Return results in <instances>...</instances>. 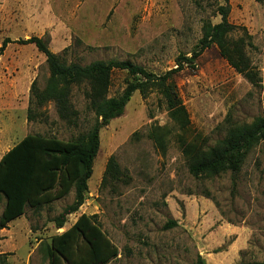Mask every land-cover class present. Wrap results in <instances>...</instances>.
Returning <instances> with one entry per match:
<instances>
[{"label": "rangeland", "instance_id": "obj_1", "mask_svg": "<svg viewBox=\"0 0 264 264\" xmlns=\"http://www.w3.org/2000/svg\"><path fill=\"white\" fill-rule=\"evenodd\" d=\"M222 0H0V158L25 136L73 140L96 123L83 90L73 89L76 125L61 120L53 103L28 122L29 89H42L49 72L33 45L35 36L67 62L129 61L154 74L176 67L181 55L197 50L202 26L220 22ZM232 38L251 36L246 55L258 71L253 87L212 46L173 80L188 124L178 127L157 91L134 92L121 116L99 128V147L83 204L56 229L55 217L73 202V191L35 212L30 208L0 230V264H49L46 246L85 214L93 216L116 247L107 264H243L264 261V144L246 158L233 186L229 172L192 177L183 145L210 147L225 136L224 119L250 124L264 119V5L227 0ZM242 27L245 31L242 30ZM131 80L111 75L108 97L119 96ZM164 136L160 148L148 134ZM136 133V136L133 134ZM113 156L123 182L101 185ZM209 195V198L205 194ZM4 201L0 198V214ZM174 223V224H171Z\"/></svg>", "mask_w": 264, "mask_h": 264}, {"label": "trees", "instance_id": "obj_2", "mask_svg": "<svg viewBox=\"0 0 264 264\" xmlns=\"http://www.w3.org/2000/svg\"><path fill=\"white\" fill-rule=\"evenodd\" d=\"M222 1L224 5L218 7L220 22L212 24L207 21L202 26L197 50L190 57L181 55L174 69L159 75L129 61L95 60L85 65L67 62L63 55L48 49L47 41L35 36L17 41L21 45H33L43 54L49 72L42 89L36 86L35 80L30 85L27 121H34L38 109L53 103L58 117L75 126L78 112L71 103L74 88H84L86 109L94 113L97 121L90 130L73 140L27 135L0 158V198L4 201L0 230L23 216L26 208L38 212L73 191V202L54 219L56 229L63 228L67 216L75 213L84 202L99 147V128L121 116L134 92L145 96L157 91L175 124L184 128L188 124L187 114L177 95L173 78L183 70L185 64H192L204 50L214 46L220 57L237 74L253 87L259 86L258 71L251 65L245 51L246 47L252 46L251 36L245 33L244 37H231L237 27L228 22L229 6L227 0ZM254 1L264 5V0ZM242 30L245 31L243 27ZM10 42L5 39L0 52ZM115 70L124 71L131 80H127L119 96L108 97L111 75ZM223 122L225 136L221 140L206 148L182 143V152L192 177L210 178L229 172L234 186L235 176L247 156L259 144H264V119L257 117L250 124H240L232 121L228 114ZM148 137L158 147H164L163 135H158L152 129ZM123 181L120 168L111 156L106 163L101 185ZM205 196L209 198L207 193ZM45 249L49 264H107L118 256L116 247L93 216L85 214H81L64 232L53 235ZM194 264L205 262L198 256ZM243 264H264V261Z\"/></svg>", "mask_w": 264, "mask_h": 264}]
</instances>
